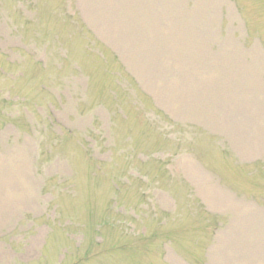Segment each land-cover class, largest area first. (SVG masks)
<instances>
[{"label":"rangeland","instance_id":"1","mask_svg":"<svg viewBox=\"0 0 264 264\" xmlns=\"http://www.w3.org/2000/svg\"><path fill=\"white\" fill-rule=\"evenodd\" d=\"M0 264H264V0H0Z\"/></svg>","mask_w":264,"mask_h":264}]
</instances>
